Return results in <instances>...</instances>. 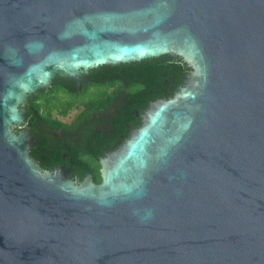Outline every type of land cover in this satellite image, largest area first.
I'll return each instance as SVG.
<instances>
[{
    "label": "water",
    "instance_id": "obj_1",
    "mask_svg": "<svg viewBox=\"0 0 264 264\" xmlns=\"http://www.w3.org/2000/svg\"><path fill=\"white\" fill-rule=\"evenodd\" d=\"M161 56L192 73L100 184L30 159L52 78ZM0 264H264V0H0Z\"/></svg>",
    "mask_w": 264,
    "mask_h": 264
},
{
    "label": "flooded vegetation",
    "instance_id": "obj_2",
    "mask_svg": "<svg viewBox=\"0 0 264 264\" xmlns=\"http://www.w3.org/2000/svg\"><path fill=\"white\" fill-rule=\"evenodd\" d=\"M187 77L183 87L188 81ZM139 90V85L127 84L123 81H109L94 85L89 77V71L81 74L78 80L63 79L60 75L52 78L48 88L41 90L45 96L41 102L44 103L45 113L50 114L51 120L56 121L52 125L58 123L61 125H57L56 129L44 125L43 141L46 155L40 162L44 163L46 160L47 167L43 172L54 174L57 171L59 174H65L74 182L80 183L87 175H90L86 174L80 180L75 178V170L82 160L81 153H84L85 158H90L88 150L94 151L100 168V161L109 155L120 152L128 140L143 126L144 118L151 105L158 102L147 101L146 103L144 98H134L136 94L140 93ZM73 94L95 96L94 102L90 106V113L82 115L84 108L78 103H75L66 115L59 114L57 106L52 108V104L56 103V100L68 99L67 95ZM96 96L99 97L98 100ZM151 96L150 92L148 97ZM27 103L23 108L25 114ZM72 112L75 113L68 118ZM27 119L28 115L26 114V126ZM26 126L23 130L33 136ZM31 142L33 145L28 153L30 159L34 161L36 160L34 149L37 146L34 136ZM79 150H81L80 154L74 156V153Z\"/></svg>",
    "mask_w": 264,
    "mask_h": 264
},
{
    "label": "trees",
    "instance_id": "obj_3",
    "mask_svg": "<svg viewBox=\"0 0 264 264\" xmlns=\"http://www.w3.org/2000/svg\"><path fill=\"white\" fill-rule=\"evenodd\" d=\"M192 73L191 68L185 63L184 60L178 59L173 61L169 56H161L150 60H144L137 63H123L118 65H102L98 68L89 70V77L92 83L100 84L109 81H123L127 84H136L140 86L139 94H136L134 98H144L145 102L162 101L170 99L174 94L178 93L180 88L183 87L184 81L188 75ZM152 93L151 97L149 93ZM67 93V91H65ZM44 95L40 90V93L30 99L26 106V114L28 115L26 128L34 136V142L37 146L34 149L35 161H38L40 169L46 170L47 161L44 163L40 160L46 155V148L43 141V129L44 125H48L52 129L58 128L61 124L52 125L56 121L51 120L50 114H46L44 110V103L41 102L44 99ZM68 99L56 100V103L52 104V108L57 106L59 114L66 115L67 111L74 107L75 103L82 105L84 108L82 115L90 113V106L94 102L95 96L91 95H67ZM97 100L99 99L96 96ZM52 121V122H51ZM80 151L74 153V156L79 155ZM94 151L88 150L90 158H85L84 153L80 154L82 159L76 170L75 178L80 180L86 174H90L94 183L99 184L101 182L99 175V164L95 158ZM73 155V154H72ZM82 156V157H81ZM37 163V162H36Z\"/></svg>",
    "mask_w": 264,
    "mask_h": 264
},
{
    "label": "rangeland",
    "instance_id": "obj_4",
    "mask_svg": "<svg viewBox=\"0 0 264 264\" xmlns=\"http://www.w3.org/2000/svg\"><path fill=\"white\" fill-rule=\"evenodd\" d=\"M185 84H186V83H185ZM74 113H75V112H72V113H70V115H69V117H68V118H70V117H71V115H72V114H74ZM16 130H17V129H15V128H14L12 131H16Z\"/></svg>",
    "mask_w": 264,
    "mask_h": 264
}]
</instances>
